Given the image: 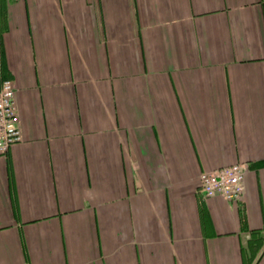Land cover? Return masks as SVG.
<instances>
[{"label": "crops", "instance_id": "obj_1", "mask_svg": "<svg viewBox=\"0 0 264 264\" xmlns=\"http://www.w3.org/2000/svg\"><path fill=\"white\" fill-rule=\"evenodd\" d=\"M3 78L0 264H264V0H0Z\"/></svg>", "mask_w": 264, "mask_h": 264}, {"label": "built area", "instance_id": "obj_2", "mask_svg": "<svg viewBox=\"0 0 264 264\" xmlns=\"http://www.w3.org/2000/svg\"><path fill=\"white\" fill-rule=\"evenodd\" d=\"M21 138L14 83L10 78H3L0 80V155H5ZM245 173L246 167L242 162L219 167L201 176L198 190L204 196L219 195L230 201L239 200L244 190Z\"/></svg>", "mask_w": 264, "mask_h": 264}]
</instances>
